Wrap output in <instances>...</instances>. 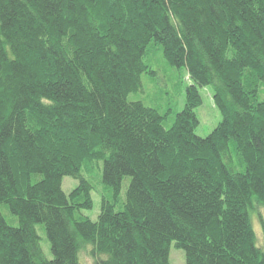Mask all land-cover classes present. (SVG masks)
Returning <instances> with one entry per match:
<instances>
[{
	"label": "trees",
	"instance_id": "16d2710c",
	"mask_svg": "<svg viewBox=\"0 0 264 264\" xmlns=\"http://www.w3.org/2000/svg\"><path fill=\"white\" fill-rule=\"evenodd\" d=\"M153 47L189 81L168 129L128 101ZM203 88L221 121L201 138ZM261 94L264 0H0V264H170L171 244L185 264H264ZM82 171L108 191L95 221Z\"/></svg>",
	"mask_w": 264,
	"mask_h": 264
},
{
	"label": "rangeland",
	"instance_id": "374dc122",
	"mask_svg": "<svg viewBox=\"0 0 264 264\" xmlns=\"http://www.w3.org/2000/svg\"><path fill=\"white\" fill-rule=\"evenodd\" d=\"M144 63L154 72L152 75L143 74L141 76L142 88L135 94L128 96V101H140L145 106L157 110L163 116V127L168 129L171 127L176 114L181 112L185 104V89L189 85L184 69H177L170 66L162 57L158 48H150L148 55L144 58ZM202 98V104L194 112L198 120V126L195 129V134L198 137L204 138L208 136L215 127L220 123L221 116L217 109L214 107L211 97V89H199ZM264 94H261L262 98ZM82 177L87 180L93 190L91 191L92 209L81 211V214L91 221L97 220L101 208V197L107 195L102 184L100 183L101 171L92 172L87 174L82 171ZM128 180H124L119 193V199L125 200V191L127 189ZM78 182L69 177L62 180V190L68 195L71 190L77 186ZM2 215L6 222L15 227L17 222L12 220L9 213L5 208H1ZM11 217V218H10ZM259 219L264 220V209L256 205L255 210L251 214V222L253 228L260 242V226ZM36 231L40 237V244L42 252L47 259H51L49 243L46 239L43 226L37 225ZM83 264H92L90 256H82ZM170 264H185L184 254L182 251L177 250L174 244H171L169 251Z\"/></svg>",
	"mask_w": 264,
	"mask_h": 264
}]
</instances>
